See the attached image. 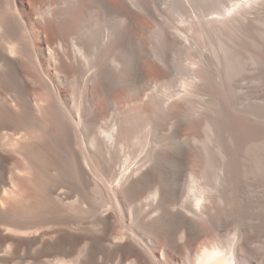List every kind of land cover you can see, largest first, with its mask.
Here are the masks:
<instances>
[{
	"label": "bare ground",
	"instance_id": "1",
	"mask_svg": "<svg viewBox=\"0 0 264 264\" xmlns=\"http://www.w3.org/2000/svg\"><path fill=\"white\" fill-rule=\"evenodd\" d=\"M164 2L0 0V264H264V0Z\"/></svg>",
	"mask_w": 264,
	"mask_h": 264
},
{
	"label": "rangeland",
	"instance_id": "2",
	"mask_svg": "<svg viewBox=\"0 0 264 264\" xmlns=\"http://www.w3.org/2000/svg\"><path fill=\"white\" fill-rule=\"evenodd\" d=\"M204 1L206 2L207 0H204ZM208 1H209V5L211 7H216L219 0H212L213 2L211 0H208ZM214 1H216L217 3ZM163 2H164V0H159V1L156 0V3H157L156 7L158 8L159 13L161 12L160 14L162 15V17H165V22L168 24L171 23V24H169V26L172 25V27H174V29L176 31H178L177 29L179 28L181 31L184 30L183 32H186L189 34L190 33L189 28L191 26L190 24H192V18H191L192 13L190 11L186 12V15L188 14L187 16L186 15L181 16V15L174 14L175 12H172L171 6L169 4L167 5L166 2H164V4H162ZM165 5L167 6V8L165 7ZM166 18L168 19L167 21H166ZM262 20H263V22L261 24L256 23V26H255V31L253 34V41H254L253 48H255V45H257V44H260V45L264 44V14H263ZM188 29H189V31H188ZM188 34H185V35L189 36L190 34L189 35ZM177 36L180 37L179 39H183V37L180 36L178 33H177ZM196 38L199 41L202 40V42L205 41V39H206L203 35L200 37L196 36ZM180 41L184 42V39L180 40ZM203 47H204V44H203ZM203 49H204L205 53L208 52V51H206L205 48H203ZM182 62L183 63L181 65V71L183 73L180 74L179 81L175 82L173 84V85H175V86H173L174 92H180L182 90V84L183 83L187 84L189 81L187 61L183 60ZM185 65H187V66L185 67ZM249 75H250V77H249V81L247 83L249 84L250 89H251V93H252L250 100H252L253 103H264V63L260 64L258 62L253 61L251 64V70L249 72ZM179 82L182 84H180ZM244 83H246V82H244ZM261 112L263 113L264 110H262ZM169 120L164 121L163 123L169 122ZM170 123H172L171 134H173V133L179 134V136L183 140L186 141V138H188V136H189V129H187V127H186V108L181 112V114L174 116L173 120ZM159 135L163 136V137L167 136V131L164 130V128H162L159 131ZM170 142L174 147L176 145H178V144H175L174 139H172ZM261 199L264 200V193L262 194ZM187 201H188L190 206H193V201L191 198H187ZM239 210L243 213L244 212L252 213L254 218H256V219L257 218L264 219V206L262 208H252V209L251 208H244L242 210L239 208ZM234 227H235V225L231 226L230 232L233 230ZM225 235L226 236H221V237L209 236V237L205 238L204 240H202L200 243H205L206 245L209 246L215 240H219V241L225 240L227 238L228 233H225ZM199 244H197L196 246H198Z\"/></svg>",
	"mask_w": 264,
	"mask_h": 264
}]
</instances>
